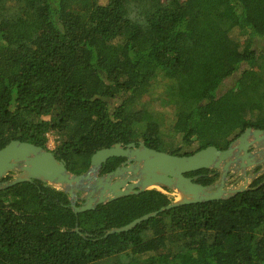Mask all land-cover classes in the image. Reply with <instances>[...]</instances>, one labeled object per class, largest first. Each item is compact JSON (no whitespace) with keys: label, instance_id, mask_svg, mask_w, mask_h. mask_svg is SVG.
Instances as JSON below:
<instances>
[{"label":"trees","instance_id":"trees-1","mask_svg":"<svg viewBox=\"0 0 264 264\" xmlns=\"http://www.w3.org/2000/svg\"><path fill=\"white\" fill-rule=\"evenodd\" d=\"M163 78L178 88L165 102L172 138L197 137L196 151L264 129V0H0V150L45 149L54 135L52 153L76 175L131 141L191 155L165 144L158 121L138 120ZM172 203L147 190L76 214L37 180L0 190V264H264V177L104 237Z\"/></svg>","mask_w":264,"mask_h":264},{"label":"water","instance_id":"water-1","mask_svg":"<svg viewBox=\"0 0 264 264\" xmlns=\"http://www.w3.org/2000/svg\"><path fill=\"white\" fill-rule=\"evenodd\" d=\"M127 146L128 149H125L122 144H116L98 151L91 158L89 170L76 175L71 173L66 163L58 160L49 148L12 141L0 150V181L13 172H18V175H14L10 181L0 183V190L37 180L68 194L76 214L94 210L99 205L123 197L138 195L151 187H158L161 189L158 191L169 196L175 194L173 203L169 206L138 218L122 228L109 230L104 236L107 238L109 235L128 232L171 208L228 199L245 191L247 182L235 189H224L229 167L239 164L245 173L251 167L264 163V129H246L236 145L226 150L209 146L185 156L150 149L142 142L130 143ZM251 147L256 148L255 153L249 151ZM112 158H124L132 164L128 168L99 176L104 165ZM222 165L223 178L219 186H203L195 183V178L185 176L204 169H220ZM80 201L83 202L82 205H78ZM78 230L77 227L75 231Z\"/></svg>","mask_w":264,"mask_h":264},{"label":"rangeland","instance_id":"rangeland-1","mask_svg":"<svg viewBox=\"0 0 264 264\" xmlns=\"http://www.w3.org/2000/svg\"><path fill=\"white\" fill-rule=\"evenodd\" d=\"M102 2L106 3L107 0H102ZM234 36L243 38L239 29L234 31ZM177 90V84L174 81L165 78L160 79L154 89V94L144 98V102L147 104V107L139 114L138 120L140 122L152 120L158 121L162 124V132L165 134L166 145L181 148V153H193L197 150V148H199L197 137L189 138L187 134H182L172 138L173 135L171 134V126L174 123V114L171 107L167 106L165 102L174 99L177 95ZM47 146L50 150L55 148L56 137L54 135H49ZM150 190L161 189L158 187H151Z\"/></svg>","mask_w":264,"mask_h":264},{"label":"flooded vegetation","instance_id":"flooded-vegetation-1","mask_svg":"<svg viewBox=\"0 0 264 264\" xmlns=\"http://www.w3.org/2000/svg\"><path fill=\"white\" fill-rule=\"evenodd\" d=\"M239 137L240 136H238L237 138L232 140L226 148H223L220 150H226V149L230 148V146H235ZM139 142L140 141H131L130 143L138 144ZM129 144L123 145L125 147V149H128L127 145H129ZM137 147H138V145H137ZM249 151H251V152L253 151L255 153L256 148L251 147V149ZM195 152H198V151H195ZM195 152H193V154ZM120 159H121V161L119 162V164L115 168H112L109 171L107 170L106 172L103 173V171L105 170L103 167L99 176H105V175L113 173L119 169L121 170V169L128 168L132 164V162H128L127 159H124V158H120ZM223 166L224 165H222V167L220 169H207L210 171H214L211 174L201 173V170H200L197 172L189 173L185 176L187 178H195L194 182L201 184V185H203V184L200 183L199 181L203 180L206 176L216 177V180L214 181V183H211L208 185H203V186H219L221 184V181L223 178ZM14 175H18V172H13L8 177H10L12 179V178H14L13 177ZM8 177H6V178H8ZM262 177H264V163H260L259 165L255 166V167H251L245 173H243V169L240 167L239 164H233L229 167L226 178L224 180V182H225L224 183V189L225 190L235 189V188H238V187L244 185L246 182L248 183V187H247V189H248L249 187H251L256 181H258ZM6 178H4V179H6ZM4 179H2L0 181V183L6 182ZM215 190H217V188H215ZM82 203L83 202H81V201L79 202L80 205H82Z\"/></svg>","mask_w":264,"mask_h":264},{"label":"built area","instance_id":"built-area-1","mask_svg":"<svg viewBox=\"0 0 264 264\" xmlns=\"http://www.w3.org/2000/svg\"><path fill=\"white\" fill-rule=\"evenodd\" d=\"M170 197H171L172 199H174V197H175V194H171V195H170Z\"/></svg>","mask_w":264,"mask_h":264}]
</instances>
